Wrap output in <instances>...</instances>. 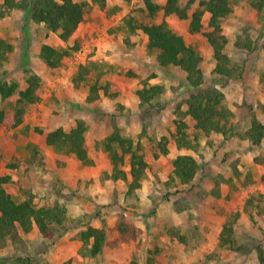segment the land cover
Masks as SVG:
<instances>
[{
  "label": "rangeland",
  "instance_id": "obj_1",
  "mask_svg": "<svg viewBox=\"0 0 264 264\" xmlns=\"http://www.w3.org/2000/svg\"><path fill=\"white\" fill-rule=\"evenodd\" d=\"M87 1L83 34L68 41L22 10L0 17V36L14 45L0 67V79L17 80L24 88L26 70L31 69L43 80L41 99L28 106L24 121L14 128L0 125V174H11L6 188L16 200L25 199L29 191L37 206L60 203L67 210L66 232L43 235L34 227L24 234V249L0 246V264H12L8 258L16 254L29 255L33 264H63L69 259L70 264H132L133 260L137 264H257L255 251L222 246L220 235L230 220L237 245L245 250H254L255 244L264 246V139L254 144L244 135L253 115L264 121V2L258 8L255 3L260 0H230L232 11L222 27L231 76L215 71L213 48L203 33L209 28L208 12L203 16V31L195 33L189 29L190 18L165 17L203 55L205 83L223 90L236 128L227 139L195 127L185 114L192 90L185 72L176 65L161 67L158 51L146 47L147 35L127 29L129 17L160 22L162 10L151 17L142 0H104L103 6ZM110 35L119 43L105 48L100 41ZM44 43L67 48L70 54L50 67L40 54ZM75 45L78 48L73 50ZM81 64L90 69L75 85ZM94 83L99 95L88 102ZM153 83L162 84L163 92L151 103H141L136 90ZM17 96L5 102L0 98V107L11 109ZM77 119L87 124L91 164L45 140L49 130L59 126L68 130ZM176 120L187 123L186 141L195 148L177 147ZM115 127L141 142L148 161L141 186L132 194H127L124 179L108 177L113 166L101 141ZM162 137L168 152L158 151L155 156ZM29 143L44 156L35 154ZM179 153L193 154L200 164L192 183L170 179L172 160ZM126 160L123 167L128 171V155ZM89 224L106 229L103 249L96 256L89 253L90 243L80 238Z\"/></svg>",
  "mask_w": 264,
  "mask_h": 264
},
{
  "label": "trees",
  "instance_id": "obj_2",
  "mask_svg": "<svg viewBox=\"0 0 264 264\" xmlns=\"http://www.w3.org/2000/svg\"><path fill=\"white\" fill-rule=\"evenodd\" d=\"M99 2L103 6L104 0H92ZM144 9L151 16H156L160 10L163 12V19L158 21H138L129 17L128 28L132 32L141 30L147 35L146 47L149 50H157V62L161 67L176 65L185 72L187 83L191 87L189 96L186 99L185 114L190 116L195 127L205 134L221 133L225 138H230L235 133L234 112L225 103L223 90L216 85L206 84L201 68L203 55L190 43H187L182 34L175 31L165 19L166 16L176 15L181 19L190 18L189 29L191 32L203 31V16L209 13L208 30L204 35L208 43L212 46L215 59L217 61L215 71L231 76L232 67L228 64V55L224 51L227 37L223 32V19L232 11L230 0H199L198 6L190 11L195 0H189L186 5L181 0H142ZM87 0H3L0 5V17H3L13 9L22 10L26 16L34 21L43 23L50 31L55 32L63 41H68L85 16V6ZM264 0H260L255 5L261 8ZM73 50L78 45L72 47ZM14 49L12 42L0 36V67L7 58V54ZM41 57L50 67L57 66L63 56L70 54L67 48H58L49 43H44L40 50ZM88 65H79L78 75L74 77L75 85L79 80L85 79L89 71ZM26 85L20 88L17 80L0 79V98L5 102L17 94L11 109L0 107V125L17 127L24 121V115L30 104L41 99L43 91L42 77L35 71L26 70ZM107 85L104 90L107 91ZM99 86L94 83L89 87L87 101H94L98 98ZM164 86L160 83L144 84L136 90L141 103H151L152 99L163 92ZM177 125V147H191V142L186 141L188 126L183 120H176ZM41 131L40 128H37ZM87 124L83 119H77L74 126L66 130L62 126L49 130L45 135L46 143L58 151L73 153L84 164H91L92 158L88 154L86 144ZM244 135L252 143H261L264 139V121L255 115L251 118V125ZM162 137L158 145L154 148L155 156L158 151L168 152V147ZM104 150L108 153L112 163V172L108 174L112 179H124L127 182V194H132L141 186L145 176L148 161L141 150V142H135L133 138L122 134L118 127H115L102 141ZM33 149L35 154H41L37 145L29 143L27 145ZM128 155L129 169H124ZM9 166H16L11 163ZM199 162L191 153H179L172 160V173L170 179L179 184H189L193 182L198 169ZM128 174L131 175L129 179ZM12 181L11 174H0V246L12 244L24 249L26 239L25 233L30 232L34 227L43 234H54L59 232L62 235L67 231L66 207L60 203L53 205L37 206L33 195L28 191L25 199L16 200L7 190L6 184ZM234 221L227 220L223 224L220 235V245H229L230 248L243 252L255 251L257 264H264V246L255 244L254 250L250 247L246 250L237 245L234 233ZM123 230V228H120ZM80 238L84 243H90L89 253L93 256L101 253L105 239L106 229L104 226L96 227L88 225L80 232ZM7 260V257H5ZM12 264H33L29 255L16 254L9 257ZM71 260L63 264H70ZM150 262V260H149ZM5 264V261L2 263ZM132 264H137L133 260Z\"/></svg>",
  "mask_w": 264,
  "mask_h": 264
},
{
  "label": "crops",
  "instance_id": "obj_3",
  "mask_svg": "<svg viewBox=\"0 0 264 264\" xmlns=\"http://www.w3.org/2000/svg\"><path fill=\"white\" fill-rule=\"evenodd\" d=\"M85 18V16H84ZM83 26H85V21L84 19L81 21V23L79 24L77 30L74 32V34L71 36V38H76L78 37L79 35H82L83 34ZM92 26V25H91ZM70 38V39H71ZM62 40V39H61ZM116 38L112 35H110L109 37L105 38V40L102 42L100 41V44L102 46H105V48H108V47H111V48H114L115 47V43H119V41H115ZM108 68H110V66H108ZM87 95V93H83V96L85 97Z\"/></svg>",
  "mask_w": 264,
  "mask_h": 264
},
{
  "label": "built area",
  "instance_id": "obj_4",
  "mask_svg": "<svg viewBox=\"0 0 264 264\" xmlns=\"http://www.w3.org/2000/svg\"><path fill=\"white\" fill-rule=\"evenodd\" d=\"M82 50L80 49V51L78 52V56L81 54Z\"/></svg>",
  "mask_w": 264,
  "mask_h": 264
}]
</instances>
